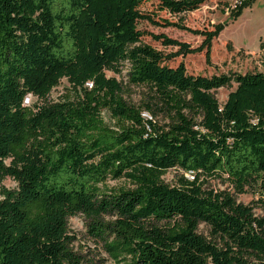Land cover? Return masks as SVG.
I'll list each match as a JSON object with an SVG mask.
<instances>
[{
  "label": "trees",
  "instance_id": "trees-1",
  "mask_svg": "<svg viewBox=\"0 0 264 264\" xmlns=\"http://www.w3.org/2000/svg\"><path fill=\"white\" fill-rule=\"evenodd\" d=\"M148 1L0 0V264H81L68 229L77 215L105 240L114 264H264V219L201 180L225 176L239 194L264 190V72L207 77L189 74L183 62L168 66L201 53L209 62L226 23L199 30L158 22L140 11ZM207 1L158 0L173 16ZM253 1L236 6L231 19ZM140 21L202 40L192 47L151 35L176 48L163 54L141 44ZM122 62L130 65L128 81L148 86L173 113L167 131L127 104L106 76ZM61 79L79 97L49 102ZM232 84L219 105L211 91ZM28 95L42 104L25 105ZM185 110L202 116L204 131ZM174 168L190 177L164 184ZM6 178L15 189L2 186ZM121 179L132 187L105 189ZM201 224L212 240L198 234Z\"/></svg>",
  "mask_w": 264,
  "mask_h": 264
},
{
  "label": "rangeland",
  "instance_id": "rangeland-1",
  "mask_svg": "<svg viewBox=\"0 0 264 264\" xmlns=\"http://www.w3.org/2000/svg\"><path fill=\"white\" fill-rule=\"evenodd\" d=\"M241 0H208L204 6L196 11L170 15L167 11L161 10L158 0H149L141 5L140 11L143 14L151 15L155 21L162 22L167 20L171 23H181L191 29H211L217 24L226 23L219 32L218 38L213 42L210 61L207 62L204 54L187 55L184 58H177L167 61L170 67L177 66L183 62L187 72L193 76H211L214 74H225L231 71L247 72L259 70L264 72V0H255L244 7L236 18H232L234 9L240 4ZM138 29L143 32L141 44L149 45L153 49L168 54L176 51L174 47H164L160 42L153 40L151 35L164 34L169 38L186 42L192 47L201 43L202 38L195 36L188 31L177 29L176 27L155 26L147 21H140ZM262 43V48L260 47ZM130 65L122 62L116 71L107 70L108 78L115 79L121 88L123 100L139 110L141 116L152 122L161 131H167L172 121L173 113L158 99L157 95L146 85H133L128 81ZM236 88L235 84L229 87L211 91L219 105H224L230 92ZM79 91L68 83L66 79H61L59 84L52 89L47 100L49 102L63 101L67 98H77ZM41 105L42 101L36 97L28 95L25 105ZM184 115L193 118L198 124L197 129L202 130L199 124L202 116L197 112L184 111ZM103 122L110 128H116L115 121L109 113H101ZM204 131V130H202ZM6 164L9 160L5 161ZM189 175L183 174L179 169H169L163 176L162 181L169 186H178L179 178ZM203 188L214 193H228L235 200L236 204L247 207L251 210L254 217L264 219V190L256 187L247 190L243 194L235 191L233 185L222 177L202 176ZM5 189H15L16 183L6 178L2 182ZM131 188L132 186L125 179L109 180L105 184V189L117 190L120 188ZM110 217H105V220ZM88 223L85 217L77 215L68 221L69 234L74 237L72 244L73 251L81 258V264H114L107 251L104 249L105 240L94 237L88 231ZM198 234L208 240H212L209 228L204 224L199 225ZM219 242V241H218Z\"/></svg>",
  "mask_w": 264,
  "mask_h": 264
},
{
  "label": "built area",
  "instance_id": "built-area-1",
  "mask_svg": "<svg viewBox=\"0 0 264 264\" xmlns=\"http://www.w3.org/2000/svg\"><path fill=\"white\" fill-rule=\"evenodd\" d=\"M243 1H245V0H241L240 3L243 2ZM189 177H190V176H189Z\"/></svg>",
  "mask_w": 264,
  "mask_h": 264
}]
</instances>
